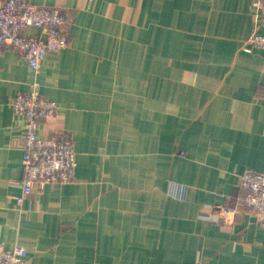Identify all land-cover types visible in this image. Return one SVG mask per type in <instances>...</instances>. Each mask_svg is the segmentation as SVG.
Masks as SVG:
<instances>
[{"label": "crops", "instance_id": "1", "mask_svg": "<svg viewBox=\"0 0 264 264\" xmlns=\"http://www.w3.org/2000/svg\"><path fill=\"white\" fill-rule=\"evenodd\" d=\"M28 1L65 11L69 44L36 74L0 50V245L25 264H264V225L240 204V174L264 172V49L243 48L264 5ZM34 81L59 104L38 133L68 132L77 164L17 203L25 121L10 99ZM220 205L239 212L222 224Z\"/></svg>", "mask_w": 264, "mask_h": 264}, {"label": "built area", "instance_id": "2", "mask_svg": "<svg viewBox=\"0 0 264 264\" xmlns=\"http://www.w3.org/2000/svg\"><path fill=\"white\" fill-rule=\"evenodd\" d=\"M264 5V0H254ZM70 20L59 7L34 4L28 0H0V50L11 48L23 56L39 72L48 52L59 51L69 44ZM29 27L40 29L38 34H26ZM264 49V35L253 34L244 50ZM36 81L28 90L19 91L10 99L16 115L24 118L21 194L17 203L29 195L36 185L39 189L50 182H69L75 178L76 151L72 136L65 131L39 134L41 121L53 118L59 104L43 96ZM240 186L245 194L240 204L252 209L264 225V172L246 170L240 174ZM217 208L216 211H213ZM210 218L222 224L239 212V207L220 205L213 208ZM27 250L19 245H0V264H25Z\"/></svg>", "mask_w": 264, "mask_h": 264}]
</instances>
